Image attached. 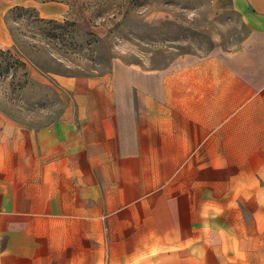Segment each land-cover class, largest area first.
I'll return each mask as SVG.
<instances>
[{"label":"crops","instance_id":"crops-1","mask_svg":"<svg viewBox=\"0 0 264 264\" xmlns=\"http://www.w3.org/2000/svg\"><path fill=\"white\" fill-rule=\"evenodd\" d=\"M232 1L233 47L64 78L69 108L37 129L0 112V264H200V180L235 183L264 215V0ZM256 228L264 264V216Z\"/></svg>","mask_w":264,"mask_h":264},{"label":"rangeland","instance_id":"rangeland-1","mask_svg":"<svg viewBox=\"0 0 264 264\" xmlns=\"http://www.w3.org/2000/svg\"><path fill=\"white\" fill-rule=\"evenodd\" d=\"M34 2L64 3L65 15L42 18L35 3L0 0V112L31 129L69 108L73 92L60 84L64 78L106 74L114 59L154 64L184 54L197 56L215 46L230 48L246 33L232 0ZM236 184L241 188L243 183ZM234 186L200 180V226L210 236L209 243L200 242V264H217L214 250L224 255L223 264H234L231 234L238 240V264H261V230L256 225L264 215L256 213L257 203L232 198ZM232 207L237 213H230ZM218 235L221 239L213 240Z\"/></svg>","mask_w":264,"mask_h":264}]
</instances>
